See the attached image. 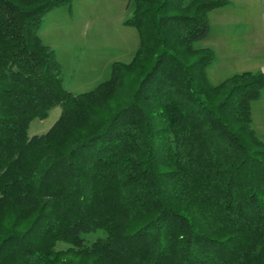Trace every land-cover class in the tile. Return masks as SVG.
I'll use <instances>...</instances> for the list:
<instances>
[{
	"label": "trees",
	"instance_id": "16d2710c",
	"mask_svg": "<svg viewBox=\"0 0 264 264\" xmlns=\"http://www.w3.org/2000/svg\"><path fill=\"white\" fill-rule=\"evenodd\" d=\"M70 2L0 0V264H264V72L213 84L195 46L226 0H133L134 58L79 94L39 35Z\"/></svg>",
	"mask_w": 264,
	"mask_h": 264
},
{
	"label": "rangeland",
	"instance_id": "374dc122",
	"mask_svg": "<svg viewBox=\"0 0 264 264\" xmlns=\"http://www.w3.org/2000/svg\"><path fill=\"white\" fill-rule=\"evenodd\" d=\"M232 10L224 11L221 17L216 14L209 16V34L197 41L195 46L210 47L215 55L213 62L208 67V75L213 84H219L225 79L242 72H264V31L260 29L246 31L241 15H235ZM49 13V12H48ZM47 13V14H48ZM47 14L44 16L45 24L48 22ZM226 19L223 21V19ZM51 21V20H49ZM50 24V23H49ZM46 24V25H49ZM42 35V34H41ZM51 37L53 34H43ZM60 35V34H58ZM86 40L98 45L93 52L86 53L79 50L75 54L60 53L56 55L63 71V85L74 94H79L95 89L100 83L110 79L113 63L116 61L130 62L132 56L127 55L131 40H125L126 34H86ZM73 37H77L74 34ZM94 48V47H93ZM90 48V49H93ZM127 55V56H126ZM252 126L257 136L264 141V87L260 96L252 101ZM61 107L55 106L49 111L45 119L36 118L29 126L28 136L42 134L48 131L58 119ZM101 229L97 232L85 234V244H91L101 237ZM68 245L59 242L57 249H66Z\"/></svg>",
	"mask_w": 264,
	"mask_h": 264
},
{
	"label": "crops",
	"instance_id": "0c3cea01",
	"mask_svg": "<svg viewBox=\"0 0 264 264\" xmlns=\"http://www.w3.org/2000/svg\"><path fill=\"white\" fill-rule=\"evenodd\" d=\"M229 9L233 14L242 16L240 20L247 25L246 31L254 32L260 29V26L264 31V0H226L224 5L213 9L209 16L215 13L216 18L221 17L220 13L228 12ZM133 10V0H71L70 3L49 11L46 24H50L46 25L43 19L39 35L57 55L59 52L75 54L79 50L93 52L98 45L87 41L86 34H126L125 40L129 36L131 40L130 47L126 50L130 57L132 53H136L140 43L137 28L125 23ZM225 20L224 18L223 21ZM43 34L53 36L46 37ZM74 34H77V37H73Z\"/></svg>",
	"mask_w": 264,
	"mask_h": 264
}]
</instances>
